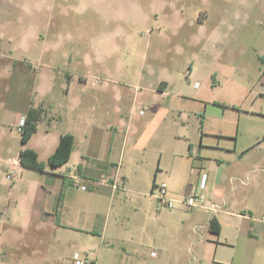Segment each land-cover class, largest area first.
<instances>
[{
	"label": "rangeland",
	"instance_id": "1",
	"mask_svg": "<svg viewBox=\"0 0 264 264\" xmlns=\"http://www.w3.org/2000/svg\"><path fill=\"white\" fill-rule=\"evenodd\" d=\"M18 3L17 16L32 9L41 30L27 29L29 21L16 28L1 14L0 54L2 41L27 40L31 47L14 50L13 56L32 64L36 74L52 66L65 84L73 76L70 101L78 102L76 110V105L60 104L53 114L61 116L53 124L44 121L29 146L47 161L59 136L74 134V157L62 169L74 173L92 128L97 127L101 141L115 138L110 154L115 164L107 173L114 177L119 170L121 180L109 182L119 187L107 188L112 196L96 227L101 230L106 220L110 231L106 239H94L90 259L97 264H264V0ZM11 94L8 85L1 103L13 113L8 156L16 159L22 145L17 112L24 104L13 102ZM11 168L0 166L6 194L13 186L6 179ZM16 170L19 184L24 168ZM202 173L209 176L206 197L227 203L222 235L203 227L206 211L196 210L194 230L186 222V208L168 209L152 197L156 174V185L166 184L181 199L197 187ZM99 178L105 182L107 175ZM75 183L79 186L66 185L70 206L64 221L80 227L75 207L87 197L81 186L92 190L99 184ZM16 191L11 200L19 196L21 210H31L34 196L23 185ZM116 224L123 229L120 237L113 233ZM1 232V263L45 264L34 252L46 249L43 240L50 229L18 230L19 238L8 228ZM203 236L204 244L195 242ZM84 237L67 231L62 264H77L69 250L86 258L77 247ZM21 256L31 257L21 261Z\"/></svg>",
	"mask_w": 264,
	"mask_h": 264
},
{
	"label": "crops",
	"instance_id": "2",
	"mask_svg": "<svg viewBox=\"0 0 264 264\" xmlns=\"http://www.w3.org/2000/svg\"><path fill=\"white\" fill-rule=\"evenodd\" d=\"M19 5L20 4L18 3V0H8L7 3H5V0H0V15H5L6 13L8 19L7 22L15 23L16 28H18V22L24 23L26 21H29L32 24H29L27 29L34 27L36 30H39L37 31V33H39L41 29L37 22L40 20H37L36 14L32 13V9H25L29 13H26L23 18H20L19 16H17L20 9ZM24 5L26 7H29V4L25 3ZM5 6L10 7V10H5ZM11 16H15L16 18H10ZM1 43L0 166L6 165L12 167L7 172L6 179L12 182L13 186L12 189L6 194L3 191L4 183L3 181H0V248L3 247V234L1 232L3 229L8 228L13 232L15 237L19 238L20 234H18V230H28L37 225V227L41 230L50 229V236L48 239L45 238L43 240L45 241L43 248L46 249L41 251L36 250L34 254L39 253L38 255L42 257V262H44L45 264H62L65 253L60 252V250L63 251L62 249L67 247V231L80 232V234H83V236L85 237L81 239V244H76L77 247H79L80 251L85 255L86 258L84 260L89 261L88 264H97L95 263V261L90 259L91 255H93V252L95 251V249H93L92 243L94 242L95 238L106 239L108 237L110 227L107 224L106 220L103 221L104 223H102L101 230H97L96 225L98 222H102L104 213L103 208L107 205V201L109 200L108 195L110 194L112 196L107 188L111 189L112 192L118 190L114 188L115 184H109L110 180H115L116 182H119L121 180V174H119V170H117L114 177H111V175L107 173V171L110 169L109 166H114L115 164L114 160L110 159V154L112 153V150L115 149V138L112 136L110 139L104 138L101 141V138H98V136H96V134H99L100 132L96 131L94 133L97 127L92 128V135L88 136L86 139L85 147L81 151L78 168L74 173L69 172L70 170H68V172H63L62 169L74 157L75 149L77 146L76 136H74V151L72 153L70 161L67 164L54 170L48 167L45 172H39L23 167L20 163V152L23 149H32L38 153L40 161H48L41 160L38 150L29 145L32 144V142H34V140L37 138L41 129V124H43L44 121L45 124L48 122L47 125L53 124L54 121L61 116L53 114V111L56 110L60 104H65L67 102V104L72 105L70 101V95L73 93L75 88V79L72 76V78H69L68 83L65 84L63 78H60L59 75H55L53 73L54 69L50 65L43 66L42 68L44 69H42L39 74H36L38 73V71L32 68V64L17 60L13 56V53H15L14 50L16 51L22 49L23 51H26V49H29L31 46L29 45L27 40L16 43L15 45L14 43L13 45H11V41H2ZM32 72H34L35 74H33ZM8 78L11 80L10 82L8 81ZM8 85H10L12 101L18 104H24V107L21 108V112H17V114L21 115L19 120L17 119L18 121L16 122L17 128H19L20 120L26 118L31 109H39L42 113L41 119L38 122L37 132L27 144L20 146L18 158L16 159H11L8 156V153L11 150V146L7 128L10 127L11 131L13 129V127L11 126V118L13 113L9 111L10 108H8L7 104L5 105L4 103H1V100H3L2 97L4 96ZM74 105L76 106L74 107L75 109H73L76 110L78 107V102H75L72 106ZM76 118L77 117H75V119ZM18 130L19 132H22L20 128ZM47 135L50 136V133L47 132ZM63 135L65 134H61L59 136V139L54 146L53 153L56 151ZM48 141L49 137L47 136L42 139V143L44 142V144H47ZM53 153L48 156V159ZM99 153H103L104 156L107 157V159L103 161L101 159L102 157L99 156ZM99 163H103V165H99ZM258 163H260V161H258L257 164ZM21 166L25 171L23 170L20 175L22 184H17V180L14 181L15 177L18 174L16 168ZM67 173H69V175ZM105 175H107L106 181L102 182L101 178L99 177H104ZM122 178H124L125 181V177L122 176ZM77 181L86 182L90 184V186L95 183H97V185L99 184V186L94 187V189L92 190H84L83 192H85L87 197L82 198V201L80 202L81 206L75 207L81 212V215H79L77 219L80 223H83L84 226L81 224L80 227L72 226L64 221L65 215L67 214V208L70 206V196L67 194L68 192L66 191V185L70 183L72 186H74L76 184L75 182ZM20 185H23V187L28 189V195L34 196V202L31 210H21V207L19 206V196L16 199L11 200V197L15 194V191L17 190L16 193L19 192ZM62 193L64 197L61 200L60 197ZM170 196L172 198H175V195L173 194H170ZM208 201L209 203H213L215 200L210 198V200L208 199ZM214 204L217 205L218 209V211L214 214L208 212L205 209H189L183 205H180L181 209L179 210H182L183 207L186 208V212L184 213L188 216L186 222L188 224L190 223L189 226L192 229L194 227V230H196L197 228L196 221L199 214V211L196 212V210L206 211L209 214L207 219L208 223L203 227L206 228L208 226L209 230L213 232L210 229V223L211 219L214 217L221 227L220 233L218 235H222L224 214H227L225 211V209L227 208V203L224 200L223 203L216 201L214 202ZM218 215L221 216L219 217ZM194 224L195 226H193ZM118 225L119 224H116L114 226V230V227L111 228V231L113 230L115 237H120L123 234L122 227ZM98 234L99 236H97ZM52 238L53 240H51ZM204 239L205 238L203 236L199 240L195 239V242L204 244ZM27 247L31 249L29 244H27ZM53 247H55V253H53ZM70 252L73 253V257L75 254H78L80 259L82 258L79 251L69 250V253ZM152 253L151 256L156 257L153 256ZM30 257L31 256L24 259L21 256L19 257V259H24L23 261H26ZM30 263L32 262L30 261ZM0 264L5 263L0 262Z\"/></svg>",
	"mask_w": 264,
	"mask_h": 264
},
{
	"label": "trees",
	"instance_id": "3",
	"mask_svg": "<svg viewBox=\"0 0 264 264\" xmlns=\"http://www.w3.org/2000/svg\"><path fill=\"white\" fill-rule=\"evenodd\" d=\"M166 84V83H165ZM42 116L41 110L39 109H31L26 117L25 126L21 129V143L22 145L27 144L30 139L34 136L38 129V122L40 121ZM75 146V137L72 134H65L61 137L59 145L57 146L56 151L50 156L47 162H42L39 160V155L36 151L32 149H23L20 152V163L23 167L28 169H33L39 172H45V170L49 167L52 170L57 169L66 163H68L71 159L72 153L74 151ZM191 148V146H190ZM81 169V168H79ZM159 168L157 169V172ZM157 174L153 181V189L156 186ZM64 197L63 193L61 194L60 199L62 200ZM210 229L219 234L221 227L218 224V221L213 217L210 223Z\"/></svg>",
	"mask_w": 264,
	"mask_h": 264
},
{
	"label": "built area",
	"instance_id": "4",
	"mask_svg": "<svg viewBox=\"0 0 264 264\" xmlns=\"http://www.w3.org/2000/svg\"><path fill=\"white\" fill-rule=\"evenodd\" d=\"M26 118L20 120L19 128L20 130L25 126ZM209 183V176L206 173L200 174L198 185L193 189L190 194L187 196L176 199L170 196V193L167 189L166 184L156 185L157 193L153 191L152 196L155 197L162 206L168 209L176 208L179 205H183L189 209H205L208 212L214 214L218 211L217 205L214 203H209L208 198L205 195ZM97 185V183L93 184ZM77 186H79L77 184ZM83 190H88V186L82 185ZM119 185L115 184L114 188L118 189ZM153 256H156V252L152 253ZM74 260L77 264H88L89 261L81 260L78 254L74 255Z\"/></svg>",
	"mask_w": 264,
	"mask_h": 264
}]
</instances>
